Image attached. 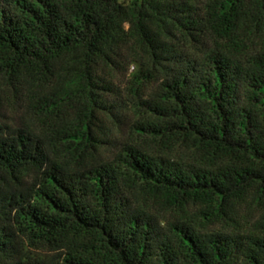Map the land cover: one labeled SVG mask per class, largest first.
<instances>
[{"label": "trees", "instance_id": "1", "mask_svg": "<svg viewBox=\"0 0 264 264\" xmlns=\"http://www.w3.org/2000/svg\"><path fill=\"white\" fill-rule=\"evenodd\" d=\"M0 264H264V0H0Z\"/></svg>", "mask_w": 264, "mask_h": 264}, {"label": "rangeland", "instance_id": "2", "mask_svg": "<svg viewBox=\"0 0 264 264\" xmlns=\"http://www.w3.org/2000/svg\"><path fill=\"white\" fill-rule=\"evenodd\" d=\"M135 120H136V116H134V114H131L130 116H127L126 119H124L122 122L121 121L119 123L114 122L112 124V130L113 133L115 134V137L121 140L129 139L130 130Z\"/></svg>", "mask_w": 264, "mask_h": 264}]
</instances>
